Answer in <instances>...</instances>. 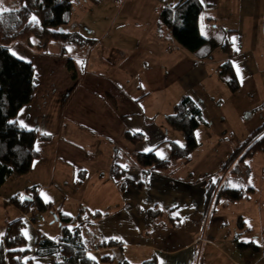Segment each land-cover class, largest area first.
Returning a JSON list of instances; mask_svg holds the SVG:
<instances>
[{
  "label": "crops",
  "instance_id": "crops-1",
  "mask_svg": "<svg viewBox=\"0 0 264 264\" xmlns=\"http://www.w3.org/2000/svg\"><path fill=\"white\" fill-rule=\"evenodd\" d=\"M106 1H71L73 22L62 30L86 43L80 52L84 55L79 60L81 72L74 64L75 74L63 85L50 79L48 92H41V102L38 86L32 102L16 115L20 126L36 130L46 139L36 142L39 157L31 171L11 176L0 186L4 210L0 237L8 222L20 218L25 229L32 226L30 231L36 237L33 214L36 219L37 213L26 214L10 203L12 197L36 187L41 199L56 212L71 218L81 215L82 219L99 213L102 219L89 224L114 226L109 236L98 229L97 233L104 240L120 243L119 249L105 252L118 253L129 264L150 259L156 264H264V222H257L260 229L249 224L242 215L248 209L239 204L254 189L249 192L251 187L246 191L239 187L245 193L236 202L207 198L210 180L218 181L219 173H230L231 169L223 171L228 158L264 124V0H197L202 6L200 34L217 40L225 35L231 42V55L219 46L203 59L181 47L159 20L162 9L173 11L184 0ZM101 2L107 4V19L111 20L106 30L111 29L105 34L97 28L92 38L94 32L79 22ZM81 8L83 13L75 19ZM109 33L111 42L100 43L101 35L104 38ZM23 43L19 52L30 54L35 49ZM3 52L36 77L33 59L24 61ZM228 61L238 83L234 92L226 82L229 77L221 73ZM65 90L71 93L73 106H62L56 119L51 118L55 95ZM186 96L198 105L203 119L195 131L197 148L188 162L173 161L167 169L146 175L133 155L153 150L167 159L170 143L182 146V134L165 118ZM38 102L41 108L36 110ZM42 115L48 121L35 123ZM127 131L143 134V141L126 142L123 134ZM116 146L131 152L123 150L120 155ZM219 147L225 148L221 155L214 151ZM112 166L130 172L134 181H126L127 173L125 179H114ZM64 207L78 215L72 216ZM31 258L33 264H52L33 254Z\"/></svg>",
  "mask_w": 264,
  "mask_h": 264
},
{
  "label": "trees",
  "instance_id": "trees-1",
  "mask_svg": "<svg viewBox=\"0 0 264 264\" xmlns=\"http://www.w3.org/2000/svg\"><path fill=\"white\" fill-rule=\"evenodd\" d=\"M71 1L17 0L13 9L0 11V186L11 176L20 177L31 171L33 162L39 157L35 148L36 142L46 139L45 135L36 130L24 129L15 121L18 112L32 102L38 80L28 67L12 61L3 51L16 41L25 42L29 47L40 51L46 49L51 42L72 41L75 40L74 37L78 38V35L62 30V27L70 22ZM90 1L98 3L100 0ZM201 10L202 6L197 0H184L174 7L173 11L162 9L159 20L171 30L177 43L198 59L206 58L219 46L227 55H231V42L225 35L217 40L204 38L200 34L198 18ZM67 66L70 70L73 69L71 60ZM221 73L229 77L226 82L234 92L238 83L229 61L223 64ZM165 119L173 130L182 134L185 144L179 146L170 143L167 159L159 158L153 150L134 154L135 164L144 170L146 175L167 169L173 161L188 162L191 153L198 146L195 131L203 123V119L200 108L191 98L184 97ZM123 139L128 143L137 144L143 141L144 135L127 131L123 134ZM260 153H264V124L234 150L224 164L223 171L237 162L230 170V173H235L239 164ZM126 173L125 169L112 166L111 175L114 179H125ZM141 183L138 184L139 188ZM247 191L251 192L252 188ZM243 195L244 192L240 188L219 186V183L217 185L214 182L207 189L208 201L215 197L216 200L224 198L236 202ZM10 203L26 214H54L58 219L60 234L50 239L37 231L31 252L27 248L23 219L10 221L0 237V264H33L32 254L36 258L49 259L52 264H129L119 258L118 253L105 252L115 247L119 249L120 243L117 240H104L97 232L90 240H82L79 225L91 220H100L102 216L99 213L88 214L82 219L81 215L71 218L56 212L51 204L41 199L36 187L28 188L21 195L12 197ZM251 247L256 249L255 246ZM140 264L156 263L154 259H150Z\"/></svg>",
  "mask_w": 264,
  "mask_h": 264
},
{
  "label": "rangeland",
  "instance_id": "rangeland-1",
  "mask_svg": "<svg viewBox=\"0 0 264 264\" xmlns=\"http://www.w3.org/2000/svg\"><path fill=\"white\" fill-rule=\"evenodd\" d=\"M13 2V3H12ZM17 3V0H15ZM106 2H109L107 0ZM102 3V2H101ZM14 1L12 0H0V9H13ZM100 4V3H99ZM107 4L102 3L95 9L93 8L92 11L86 16H84V19L80 21L79 23L83 26L88 27L91 29L94 33L92 38H95L94 36L97 35L96 33L97 28L102 29V32L105 31V34L111 29L106 30V24H108L111 20H108L107 17L109 14L107 9ZM83 13L82 8L80 10H77L76 16L80 17V15ZM72 19L74 18L73 14ZM71 19V22L68 24V26H65L64 30L69 29V26L72 24L73 20ZM97 25V27H96ZM101 25V26H98ZM113 30V29H112ZM111 30V32H112ZM104 35V34H103ZM103 35H101V38H99L100 43H108L111 42L112 37L110 33L103 38ZM75 40L72 41H57V42H51L46 49L37 51L36 49H31V55L30 54H24V52H19L20 50H23V46L25 44L23 42H16L15 45H11L10 47H6L5 53L7 55H11L12 57L19 56L20 59H23L24 61H31L33 59L34 67L36 68V71L33 73L36 74L37 80H38V86H39V94H38V100L40 101L41 92L44 91V93L48 92L49 87V81L50 79L54 80L55 84L63 85V82H66V79L69 77L70 79L75 74L74 72V64L75 68L78 73L81 72V67L79 66V61L84 57V55H80V52L84 51L82 50V47L86 44L82 43L80 37H74ZM110 39V40H109ZM101 40L103 42H101ZM20 54V55H19ZM40 56V57H39ZM69 60L72 61V67L71 70L67 66ZM42 88V90H41ZM46 88V89H45ZM41 90V91H40ZM43 93V94H44ZM37 103L36 110H39L41 108V104ZM62 109L68 108L71 109L73 106V100L71 98V93L69 90H65L63 94H60L59 96L55 95V100L53 102V108L54 112H51L52 115L51 118H55L58 116V112L60 111L61 107ZM42 122H47L48 118L45 115L40 116L37 118L35 123L40 124ZM244 139V138H242ZM185 144V141L183 142L182 146ZM223 146V145H222ZM117 150L120 151V155L122 154L123 150L125 153L131 152L128 147H124L122 150L121 147L116 146ZM217 155H221L225 148L219 147L214 149ZM127 159L132 160L131 156L126 157ZM237 164V162H236ZM236 164H231L230 167L227 169V172L234 167ZM213 164H211L212 166ZM223 165V163H222ZM221 165V166H222ZM226 172V173H227ZM134 175L130 174V172L127 171V179L128 182L134 181ZM208 181V180H207ZM214 183H219V186H233L237 188H242L244 191H246L247 187H251L254 189V192L251 194H245L243 197L245 198L244 201H242L239 204H243L242 208L248 209L247 213L242 214L246 221H248L249 224L253 225L255 228H259L257 223L259 220H262V223L264 222V153H260L255 155L251 159H247L244 161V163L239 164L237 171L235 173H229L227 176H224L223 174L219 173V180H210ZM209 186V185H208ZM245 193V192H244ZM249 196V199H248ZM59 203H56L54 206L59 209L60 205ZM66 203V207H67ZM69 213L72 214L71 209L65 208ZM3 207L0 203V213L3 212ZM243 211V210H242ZM78 213L73 210L72 216H77ZM35 216L33 214V223L35 230L42 232L43 235L50 238L58 237L60 234V228L59 223L54 222L53 219L49 217V213L45 214H38L36 216V219H34ZM31 222V219L29 220ZM90 223V222H89ZM89 223H85L80 226V235L82 237V240L88 241L90 240L91 236L95 234L98 230L100 233L104 236H109V233L112 231L113 227L109 223H107V226L102 225H91ZM105 227V228H104ZM30 228V229H29ZM32 226H28L27 229L24 230V233L27 238V248L33 249V242L35 239V232H31L30 230ZM98 229V230H97ZM98 231V232H99ZM259 231V230H258ZM256 236L258 237L259 234L256 233Z\"/></svg>",
  "mask_w": 264,
  "mask_h": 264
},
{
  "label": "snow or ice",
  "instance_id": "snow-or-ice-1",
  "mask_svg": "<svg viewBox=\"0 0 264 264\" xmlns=\"http://www.w3.org/2000/svg\"><path fill=\"white\" fill-rule=\"evenodd\" d=\"M0 11H4V12H7L8 11V9H0Z\"/></svg>",
  "mask_w": 264,
  "mask_h": 264
},
{
  "label": "water",
  "instance_id": "water-1",
  "mask_svg": "<svg viewBox=\"0 0 264 264\" xmlns=\"http://www.w3.org/2000/svg\"><path fill=\"white\" fill-rule=\"evenodd\" d=\"M56 218V217H55Z\"/></svg>",
  "mask_w": 264,
  "mask_h": 264
}]
</instances>
